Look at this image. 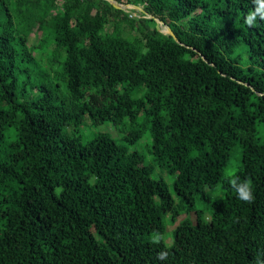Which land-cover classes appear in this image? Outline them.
<instances>
[{
	"label": "trees",
	"instance_id": "trees-1",
	"mask_svg": "<svg viewBox=\"0 0 264 264\" xmlns=\"http://www.w3.org/2000/svg\"><path fill=\"white\" fill-rule=\"evenodd\" d=\"M115 1L179 43L104 0H0V264H264L255 0ZM106 123L120 143L89 131ZM144 137L151 163L133 149ZM234 151L251 201L224 175ZM193 212L170 246L151 240Z\"/></svg>",
	"mask_w": 264,
	"mask_h": 264
},
{
	"label": "rangeland",
	"instance_id": "rangeland-1",
	"mask_svg": "<svg viewBox=\"0 0 264 264\" xmlns=\"http://www.w3.org/2000/svg\"><path fill=\"white\" fill-rule=\"evenodd\" d=\"M127 35L131 38V37H134L136 36V33H128L127 32ZM38 42V39L36 37L35 34H32L30 36V39H29V45L32 46V45H35L36 43ZM36 57L39 58L38 54L36 53ZM66 94L65 92V89H64V86H59L58 88V95L60 97H63L64 95ZM91 134L92 132L93 133H107L109 134L114 140L118 141L120 143V139L122 138V134L118 131H116L114 129V127L111 125V124H103V125H99L98 127H93L91 128ZM87 129H84L83 130V140L84 141H87ZM145 143H148L147 139L144 137L141 141V143H139L138 145H136L133 149H136L138 150L139 152H141L144 156H145V159H146V162L147 163H151V157L148 155L147 153V150H146V146H145ZM232 157H231V160H230V163H229V166L228 168H232L234 170V172L236 171V168L240 162V157L238 155L237 152H233L232 153ZM154 177L156 178H159L161 177L165 183L167 184L168 186V190L172 196V198L174 199L175 203H177L179 201V199L177 198V196L175 195V192H174V189H173V177L166 174V172H161L158 168L155 169L154 171ZM224 175H225V172H224ZM226 176V175H225ZM207 195H208V198L209 200L213 201L215 199H218V198H222L223 194L219 192V190H216V191H207ZM206 204L204 203H197L195 205V211H203V212H206L207 209H206ZM207 214V213H206ZM189 217V219L194 222L195 221V213L193 212L192 214L190 215H182L180 216L177 221L175 223H171L170 222V216H166L164 218V224H165V227H166V230H165V234L163 235L164 236V239H162L163 243L166 245V246H170L173 242V231L174 229L176 228V226L178 225V223L182 220H184L185 218ZM204 220L208 221L209 220V216L208 215H205L204 216ZM152 240V238H151Z\"/></svg>",
	"mask_w": 264,
	"mask_h": 264
},
{
	"label": "clouds",
	"instance_id": "clouds-1",
	"mask_svg": "<svg viewBox=\"0 0 264 264\" xmlns=\"http://www.w3.org/2000/svg\"><path fill=\"white\" fill-rule=\"evenodd\" d=\"M255 3L257 7L250 11L245 18L244 23L246 25H254L257 22V17L264 19V0H255ZM225 175L230 179L231 185L239 199L243 201H251L254 199V190L251 181L235 176L232 168L226 169ZM162 239H164L162 234H154L152 236L153 241H160ZM159 256L160 259H166L168 252L161 251Z\"/></svg>",
	"mask_w": 264,
	"mask_h": 264
},
{
	"label": "water",
	"instance_id": "water-1",
	"mask_svg": "<svg viewBox=\"0 0 264 264\" xmlns=\"http://www.w3.org/2000/svg\"><path fill=\"white\" fill-rule=\"evenodd\" d=\"M104 1H107L109 4L112 5V7L114 9H117V10H121V11H129V10H134V11H137L139 13H142L143 15L146 16V18L148 19H151L155 22V29L164 34V35H167V36H170L173 38V40L176 42V43H179L177 38L175 37V35L173 34L172 30L170 29V27L166 24H164L162 21H160L159 19H156L154 18L153 16L151 15H148L141 7L139 6H134V5H122V4H118L117 1L115 0H104Z\"/></svg>",
	"mask_w": 264,
	"mask_h": 264
},
{
	"label": "built area",
	"instance_id": "built-area-1",
	"mask_svg": "<svg viewBox=\"0 0 264 264\" xmlns=\"http://www.w3.org/2000/svg\"><path fill=\"white\" fill-rule=\"evenodd\" d=\"M131 11H134V10H129V11H127V12H131ZM131 16H132V17H133V16L136 17L137 15H136V14H132Z\"/></svg>",
	"mask_w": 264,
	"mask_h": 264
}]
</instances>
